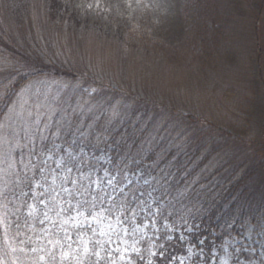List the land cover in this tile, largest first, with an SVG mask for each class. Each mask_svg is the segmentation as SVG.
Returning a JSON list of instances; mask_svg holds the SVG:
<instances>
[{"label": "trees", "instance_id": "16d2710c", "mask_svg": "<svg viewBox=\"0 0 264 264\" xmlns=\"http://www.w3.org/2000/svg\"><path fill=\"white\" fill-rule=\"evenodd\" d=\"M178 2L175 16L184 29H176L170 45L189 43L195 35L207 42V37L214 33L189 29L199 18L215 24L217 41L211 44L214 53L224 48L223 38L233 39V35L236 38L239 35L230 30L226 33L224 29L231 26L221 29L219 20L200 16L197 1L191 6L189 0ZM256 3L258 8L254 2L250 5L256 14L255 28L251 32L255 33L254 45L259 42L260 47L249 59H258L256 76L250 81H262L258 84L259 91L254 90L255 83L245 85L247 79L237 80L225 92L220 91L219 96L210 93L200 106L186 109L184 103L174 106L164 99L143 97V85L118 89L117 79L128 80L131 76L139 78V84H143L141 77L146 76L144 79L152 78L156 84L159 74L166 70L143 69L144 73L138 77L122 73V68L116 64L110 65L107 75L99 72L98 65H94L98 69L96 72L84 73L83 67L80 71L61 58L33 48L32 44L39 36L24 38L27 31L59 29L66 18L75 20V13L61 0H0V57L4 60L0 61V264H66L54 257L41 261L34 252L35 236L26 231L29 224L22 221L26 204L20 198L23 189L31 187L40 169L37 162L33 164L34 158L41 159L42 151L63 139L77 138L94 154L105 151L113 173L124 176L128 171L143 167L152 177L162 194L161 220L169 222L174 231L171 239L162 237L158 254L150 264H178L175 258L186 253V243L178 237L177 228L191 227L190 243L196 244L204 238L205 244H211L210 241L218 244L225 238L239 236L249 224H259V218L264 217V0ZM143 7L136 10L138 15ZM76 25L100 28L94 23L78 22ZM233 26L232 29H236ZM94 29L89 30L96 32ZM40 39L43 42L41 36ZM192 45L195 50L198 46L203 49L202 45ZM122 48L127 49L126 53L113 51L111 58L131 64L134 56L128 51L134 47L129 44ZM165 56L168 60H163L169 61L166 53ZM174 66L175 70L184 68L191 72H197L200 67L192 59L178 67L174 63ZM106 77L115 82V100L117 93L121 94L119 105L111 106L109 101L113 100L104 99L106 91L110 90L104 80ZM31 82L46 83L41 85L42 89L57 91L61 87L47 83L85 84L82 88L87 83L89 87L84 91L81 88L84 92L81 94L80 91L81 95L69 96L70 102L54 96L42 107L32 108L18 102L21 89ZM215 84L214 81L212 91L219 88ZM225 95L230 98V101L225 99L226 107L223 105L228 115H221L219 107ZM256 97H260L261 103L260 112L255 113L258 108L249 110L247 107ZM130 98L136 101L132 105ZM245 117L253 120L249 123L243 119ZM230 126L237 131H232ZM83 161L88 165L85 157ZM135 264L147 263L137 259Z\"/></svg>", "mask_w": 264, "mask_h": 264}, {"label": "rangeland", "instance_id": "374dc122", "mask_svg": "<svg viewBox=\"0 0 264 264\" xmlns=\"http://www.w3.org/2000/svg\"><path fill=\"white\" fill-rule=\"evenodd\" d=\"M61 1L75 13V20L68 17L64 22L65 26L61 24L59 29H41L42 32L30 29L23 36H39L32 47L42 54L61 58L80 71V67H83L86 69L82 71L84 73L96 72L98 69L94 65H98L99 72L107 75L110 65L116 64L122 68V73L128 72L138 77L144 73L143 69L166 70V73L159 74L156 84L152 78L144 79L146 76L141 77L143 84H139V78L131 76L128 80L117 79L118 89H126L128 85L135 88L143 85V97L164 99L168 105L174 106L184 103L187 109L200 106L210 93L219 96L220 91L225 92L237 80L250 81L256 76L258 59L249 58L260 44L258 42V45H254L255 33L251 31L255 28L253 19L256 14L250 5L254 2V6L258 8L256 1L260 0H189L190 6L197 1L200 16L219 20L221 29L231 26L224 30L239 33L237 38L235 35L233 39L223 38L224 48L219 53L212 52L211 45L217 41L215 24L200 18L195 24H190L189 29H203L216 35L207 37V42L195 35L194 40L189 43L175 42L170 45L171 39L175 38L173 36L176 29H184L175 16L178 0ZM142 6L141 14L138 15L136 10ZM73 21L81 24L94 23L100 27L96 29L101 30H96L91 25L88 28L82 25L77 27ZM232 25L236 29H232ZM118 34L128 39V42ZM262 39L264 46V35ZM192 43L202 45L203 49L198 46L195 50ZM129 44L134 47L128 51L134 56L131 64L111 58L113 51L123 54L127 49L122 47ZM165 53L169 61L163 60H168ZM207 55L211 56L207 58ZM149 58L159 64L156 65ZM188 59L199 63L197 72L184 68L175 70L174 63L178 67V64H184ZM0 61L4 60L0 57ZM200 69L202 72H199ZM104 80L110 89L106 91L108 93L104 99L113 100L109 101L111 106L119 105L121 94L117 93L115 100V82L107 77ZM214 81L219 88L212 91ZM248 81H245V85L255 83L253 88L259 91L262 81ZM47 84L61 87L60 91L42 89L41 85L46 83L31 82L21 89L18 102L32 108L42 107L54 96L66 98L65 101L70 102L69 96L73 98L75 94L81 95L89 87L87 83L83 88L82 85L85 84L80 83ZM225 99L230 101L226 95L223 97L219 107L221 115H228ZM129 101L131 105L136 102L134 98ZM187 103H191V106ZM252 103L254 108L251 105L247 108H258L255 113L260 112V97L254 98ZM193 113L198 114L197 111ZM243 119L249 123L253 120L252 117ZM231 129L237 131L234 127ZM40 155L41 159L36 156L33 162L40 166L38 174L31 187L23 189L20 198L26 204L22 221L29 224L26 231H31L35 236L32 248L41 261L54 257L66 264H135L137 259H143L150 264L158 254L159 242L163 238H172L174 228L166 220H161L159 213L162 194L143 167L128 171L124 176L113 173L109 165L110 158L105 151L96 154L89 152L77 138L57 141ZM84 157L89 162L88 165H84ZM259 220V224L245 226L239 236L225 238L218 244L212 241L211 244H205L204 238L199 239L196 244L190 243L188 233L192 231L191 227L177 228L178 237L186 243V253L176 256L175 260L178 264H264V217Z\"/></svg>", "mask_w": 264, "mask_h": 264}, {"label": "snow or ice", "instance_id": "6c2138e0", "mask_svg": "<svg viewBox=\"0 0 264 264\" xmlns=\"http://www.w3.org/2000/svg\"><path fill=\"white\" fill-rule=\"evenodd\" d=\"M43 139H47V137H42Z\"/></svg>", "mask_w": 264, "mask_h": 264}]
</instances>
